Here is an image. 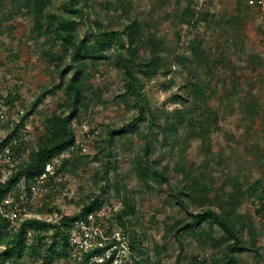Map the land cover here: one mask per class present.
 <instances>
[{"label": "rangeland", "instance_id": "rangeland-1", "mask_svg": "<svg viewBox=\"0 0 264 264\" xmlns=\"http://www.w3.org/2000/svg\"><path fill=\"white\" fill-rule=\"evenodd\" d=\"M13 1L0 0V97H19L17 105L29 111L32 103L58 82V70L49 63L46 53L62 56L63 66L75 63L63 52L56 34L45 32L40 36L34 30L35 21L31 17L13 13ZM91 1V20L73 16L78 22L80 35L90 33L92 21L96 19L104 28H120L115 20L116 12L107 6L108 0ZM250 1L240 0L242 15L229 23L237 14V0H196L201 11L208 9L215 16L208 24L201 22L194 29L180 21L181 11L188 0H170L165 11L156 6L153 8L151 0H133V15L151 20L172 48L178 41L176 54L190 56L192 41L199 39L208 57H220L221 61L215 63L214 60L211 72L202 67L196 73L191 65L184 68L169 56L173 65L171 74H159L141 81V93L148 100L150 109L145 119L137 122V130L146 133L151 140V159L166 169L177 186L188 185V173L192 179L207 185L203 204L197 196V200L184 207L159 181L141 179L136 172V159L142 153L134 135H114V144L107 146L111 156L105 151H94L95 146L107 145L113 129H120L137 117L141 104L139 95H126V79L119 69L110 61H100L96 71L91 69V73L94 71L93 89L85 92L80 117L74 122L76 148L63 154L72 159L74 155H89L90 158L79 165L76 174L57 168L51 184L46 186L48 192H38L37 198L44 195L45 202L43 205L37 203L36 213L40 221L51 226L28 229V250L11 264H130L131 261L134 264H191L194 259L208 264H264V201L255 203L250 198L242 199L236 188L248 187L256 181L264 186V112L251 124L246 121V108L241 105L246 98L240 96L233 107L228 96L236 77H239L242 89L251 91L247 100L260 91L264 94V70L262 76L261 72L250 70L245 58L247 50L253 52L248 45L261 46L264 36V9L258 11L259 7L254 8ZM65 5L66 0H57L53 9L67 15ZM168 12L171 16L167 19ZM178 32L181 33L180 40ZM116 52L117 49H112L110 53L115 55ZM260 54L264 57V48ZM71 75L68 74V78ZM171 78H174L173 84ZM208 78L211 80L208 105L219 115L218 122L202 138L189 136L190 130L185 127L179 128L167 142H162L160 127L166 125L167 119L174 118L176 109L192 107L191 101L186 104L178 102L176 94L185 95L189 81L204 84ZM64 85L54 93L46 94L37 110L29 116L31 129L35 131V138L28 146L29 160L46 132L47 119L68 111L71 97ZM262 101L264 110V98ZM61 161L62 157L58 167ZM106 161L112 164L108 180L104 179ZM92 195L100 196L104 202L96 211L99 228L90 232L98 237L93 235L92 245L88 242L89 250L82 259L71 246L58 259L52 258L48 244L58 240L63 246L61 238L53 236L55 230L66 231L60 224L62 217L77 215ZM222 206L235 211L239 231L244 224L263 225L262 241L257 247L239 252L233 251V246L228 249L227 243H205L202 241L204 227L191 233L180 231L177 239L171 236L177 225L184 224L191 213H201L208 208L220 211ZM126 210L127 215L124 214ZM119 212L125 215L126 227L116 220ZM21 229L22 226L18 233ZM222 234V229L217 227L214 238L218 240ZM42 236H48L47 245L39 240ZM246 242L247 245L251 243L248 238ZM36 245H39V251L33 254L29 249ZM3 251H0V261ZM111 252L118 261L110 260ZM216 260L220 262L216 263Z\"/></svg>", "mask_w": 264, "mask_h": 264}, {"label": "trees", "instance_id": "trees-1", "mask_svg": "<svg viewBox=\"0 0 264 264\" xmlns=\"http://www.w3.org/2000/svg\"><path fill=\"white\" fill-rule=\"evenodd\" d=\"M57 0H15L13 1V13L23 17H31L35 21L34 30L43 36L45 32H51L56 34V39L60 42L63 52L68 54L72 61L75 63L71 65L69 63L62 65L64 58L62 56H56L51 52L46 53L49 56V63L55 65L58 70V82L53 89L47 90L41 97L36 99L29 111L26 110V116L32 115L39 105L42 99L48 93H54L59 88H62L64 83V90L71 97V103L67 105V110L59 115H54L47 119L46 132L41 136L37 143L36 149L31 154V159L25 165L18 167L17 175L9 184H15L18 179L25 176L27 183H30L36 177L43 174L46 164L55 156L62 155L63 161L58 167L59 170L67 171L70 174H76L80 164H85L89 160V155H74V158L69 156H63L65 152L71 148H76V133L74 129V122L80 117V109L83 104V96L86 91L92 90V80L94 71L91 73V69L97 70L100 61L113 63L116 68L123 74L126 79V95L134 94L139 95L140 107L137 117L131 122L126 124L120 129H113L110 140L107 141V145L95 146V152H107L108 147H111L114 143V135L131 136L137 138L140 143L141 155L137 157L136 172L138 176L146 181L156 180L161 183L167 191L176 199L178 204H182L186 207L190 201L197 200L196 197L202 200L204 190L207 185H202V182L198 179H192L191 175L186 174V180L188 185L181 187L172 183L165 168L160 167L157 162L151 159V140L145 133H139L137 130V122L143 121L146 117L147 111H149V103L145 96L141 93L143 79H151L159 74L169 75L173 72V65L169 56L174 57V61L180 66L186 68L191 65L193 70L198 73L200 68H206L209 72L212 71L213 63L221 61L220 57L214 59L208 57L206 48L199 39L192 41L190 45V56L179 55L177 53V46L171 47L167 38L160 34L159 28L152 23L151 20L140 19L132 14L134 8L133 0H108V8H113L116 12V23L120 26L117 28H104L102 22L98 19L92 21L90 26V33L86 35H80L78 33V22L73 19L74 15L79 18H85L91 20L89 13V7L92 5L91 0H66L64 11L67 13L60 14L54 11L53 5ZM153 8L158 7L165 11L168 7L170 0H151ZM257 1V0H256ZM254 8L259 7L258 4L254 5ZM242 6L240 0L236 3V16L229 22L232 23L238 20L242 15ZM156 9V8H155ZM259 9V8H257ZM260 11V9L258 10ZM170 12L167 13L166 18L170 17ZM215 15L206 9L201 11L198 8L196 0H188V4L181 11L180 21L191 28H197L201 25V22L208 24ZM228 24V23H227ZM264 34V29H262ZM177 38L181 39V33H177ZM262 46V47H261ZM261 46L248 45V48L253 52L245 54L246 64L252 71L261 72L264 70V58L261 57V48H264V36L261 42ZM112 49H117L115 55L110 52ZM212 63V64H211ZM212 65V67H210ZM72 75L68 78V74ZM234 74V72L232 73ZM236 73L234 74V76ZM196 76V75H195ZM260 76L257 78L260 79ZM232 85V91L228 94L230 97V104L234 107L240 96L245 97L244 102L241 103L246 108V121L254 124L255 118L259 117L263 112V91H260L252 98L247 100L251 91H247L241 88L239 77L234 78ZM65 81V82H64ZM174 78L170 79V83L173 84ZM262 82V79H261ZM252 82L250 81L249 84ZM186 86V85H185ZM211 80L208 78L206 83L201 84L199 81H189L184 90L185 95L176 94V100L182 101L186 104L187 101H191L192 107L186 110L176 109L174 112V118L167 119L166 125L160 127L162 142H167L169 137L177 134L179 128H189V136L202 138L206 133H209L213 124L219 120L217 112L208 105V101L211 98L210 90ZM19 97L13 95L7 96V101L14 105L17 103ZM25 116V117H26ZM24 121V120H23ZM108 146V147H107ZM109 156L110 153L107 152ZM112 168L111 161L104 163V179L108 180V172ZM238 197L250 198L253 202L264 201V186H260L258 181L254 182L248 187L237 186ZM7 190V189H6ZM6 190H1L0 195L6 194ZM2 193V194H1ZM0 196V197H1ZM104 202L98 195H92L86 202L83 203L80 212L73 216H64L61 219V226L66 231L55 230L53 236L55 238H61L62 245L58 240L52 244H48V250L51 253L52 258L58 259L64 252L70 249V234L68 228L71 223H74L80 219L87 218V216L94 211H98L102 208ZM127 215V210L124 213ZM124 214L119 212L116 216L118 224L126 227V221ZM235 211L222 206L220 211H216L213 208H208L204 212L197 214H190V217L184 224L177 225L175 233L171 236L175 239L182 232H194L198 227H204L206 229L203 234V242L213 244L227 243L228 249L233 246V251L243 252L246 250H252L257 247L262 241V228L261 226H249L242 225V229L239 231L238 220L234 219ZM0 244H6V249L1 255L0 264H5L6 261L14 262L16 259L24 255V252L28 250L27 247V230L28 229H43L51 226V224L40 221L37 219L26 220L22 226V229L18 234L9 240L8 234L4 231L6 226L5 220L0 218ZM0 223V224H1ZM219 227L222 229L223 234L218 240L214 238V231ZM48 237V236H47ZM46 236L40 237L41 243L47 245ZM247 238L251 241L250 245H247ZM233 241V244L231 243ZM58 243V244H57ZM41 246V245H40ZM133 246V245H132ZM32 253L39 251V245L30 248ZM114 255L110 257V260H114ZM220 260H216L219 263ZM191 264H208L207 261H199L194 259Z\"/></svg>", "mask_w": 264, "mask_h": 264}, {"label": "built area", "instance_id": "built-area-1", "mask_svg": "<svg viewBox=\"0 0 264 264\" xmlns=\"http://www.w3.org/2000/svg\"><path fill=\"white\" fill-rule=\"evenodd\" d=\"M250 2L253 5L258 4L260 11L264 9V0ZM26 114L22 106L17 103L10 104L7 96L0 97V191L7 189L6 194L0 195V218L5 220L4 231L8 234L9 240L18 233L26 220H41L36 213L37 203L43 205L45 197L41 195L37 198L38 192H48L46 186H49L55 177L59 159L62 157V155L53 157L46 164L43 174L30 183H27L25 176H22L15 184H9L17 175L18 167L29 162L28 146L29 142L35 138V131L31 129L29 117ZM97 221L96 211H94L87 218L71 223L68 228L71 249L75 248L79 259H82L84 253L89 250L88 242L92 245L93 235L98 237L94 232L90 233L93 229L99 228L100 224L97 226ZM5 249L6 244H0V251ZM113 255L115 254L111 252L109 257ZM114 260L118 261L115 257ZM5 264H11V261H6ZM130 264H134L133 261Z\"/></svg>", "mask_w": 264, "mask_h": 264}]
</instances>
